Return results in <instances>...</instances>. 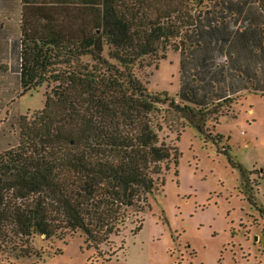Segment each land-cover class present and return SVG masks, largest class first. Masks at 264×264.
Instances as JSON below:
<instances>
[{
  "label": "trees",
  "instance_id": "trees-1",
  "mask_svg": "<svg viewBox=\"0 0 264 264\" xmlns=\"http://www.w3.org/2000/svg\"><path fill=\"white\" fill-rule=\"evenodd\" d=\"M206 1L19 0L14 18L0 6V112L5 99L50 87L42 109L14 115L17 140L0 150V252L30 255L35 235L81 233L88 247L110 245L178 164V147L160 134L162 105L193 124L199 112H222L231 95L264 94V0L258 9L249 0L195 8ZM168 48L181 55L184 102L134 72ZM216 51L229 56L224 72Z\"/></svg>",
  "mask_w": 264,
  "mask_h": 264
},
{
  "label": "rangeland",
  "instance_id": "rangeland-1",
  "mask_svg": "<svg viewBox=\"0 0 264 264\" xmlns=\"http://www.w3.org/2000/svg\"><path fill=\"white\" fill-rule=\"evenodd\" d=\"M2 1L13 18L18 15L19 0ZM251 7L259 8L255 0H249ZM195 8L214 10L215 4L208 0ZM228 20L235 29L244 25L243 20ZM260 27L264 28L263 16ZM180 56L168 48L166 58L153 62L146 58L144 65L136 63L134 72L149 90L184 102L178 96ZM215 57L216 68L224 72L229 56L216 51ZM254 90L231 95V104L222 101V112L206 116L199 112L193 124L162 105L160 134L178 147V164L164 173L165 184L157 186L145 211L131 217L110 245L100 250L88 247L81 233L35 235L30 255L0 252V264H264V94ZM48 91L45 83L16 101L4 100L0 150L17 140L14 115L31 116L42 109ZM217 102L209 108L217 107ZM140 218L144 223L135 230ZM111 252L110 259L102 255Z\"/></svg>",
  "mask_w": 264,
  "mask_h": 264
}]
</instances>
